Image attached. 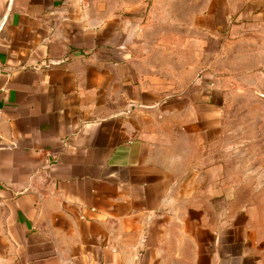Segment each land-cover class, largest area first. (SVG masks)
<instances>
[{"label": "crops", "instance_id": "obj_1", "mask_svg": "<svg viewBox=\"0 0 264 264\" xmlns=\"http://www.w3.org/2000/svg\"><path fill=\"white\" fill-rule=\"evenodd\" d=\"M159 53L97 0H0V264H264L219 91Z\"/></svg>", "mask_w": 264, "mask_h": 264}, {"label": "rangeland", "instance_id": "obj_2", "mask_svg": "<svg viewBox=\"0 0 264 264\" xmlns=\"http://www.w3.org/2000/svg\"><path fill=\"white\" fill-rule=\"evenodd\" d=\"M97 1L137 18L148 47L160 49L161 65L186 64L192 82L209 73L222 108L225 178L239 204L264 219V16L215 13L219 5L243 11L251 0Z\"/></svg>", "mask_w": 264, "mask_h": 264}]
</instances>
